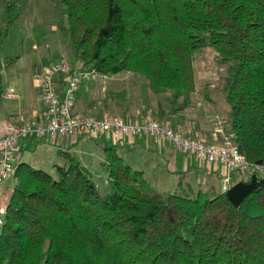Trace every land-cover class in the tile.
I'll use <instances>...</instances> for the list:
<instances>
[{
	"label": "trees",
	"instance_id": "obj_1",
	"mask_svg": "<svg viewBox=\"0 0 264 264\" xmlns=\"http://www.w3.org/2000/svg\"><path fill=\"white\" fill-rule=\"evenodd\" d=\"M53 2L74 60L104 75L144 80L156 99L153 120L170 123L181 135L178 120L197 90L196 54L213 48L217 62L227 65L216 85L229 105L226 130L254 172L245 179L234 173L225 191L211 182L205 190L188 184L181 194L157 193L145 173L120 155L127 141L97 138L105 151V192L70 148L58 150L64 163L55 165V175L18 162L3 216L0 264H264V0ZM17 6L7 4L0 39L18 18ZM3 69L0 63V103ZM127 93L106 90L88 104L91 113H76L99 117L92 111L113 107L121 114L111 116L140 120ZM200 169L215 174V168Z\"/></svg>",
	"mask_w": 264,
	"mask_h": 264
},
{
	"label": "rangeland",
	"instance_id": "obj_2",
	"mask_svg": "<svg viewBox=\"0 0 264 264\" xmlns=\"http://www.w3.org/2000/svg\"><path fill=\"white\" fill-rule=\"evenodd\" d=\"M12 1L18 2L16 10L18 18L14 21L8 35L0 39V63L4 67L2 88L6 91L13 87L17 95L8 99V102L20 100L26 108L33 96H37L39 91L37 87L41 89L36 77L38 70L62 60L73 65L76 61L63 45L56 22L59 8L53 0H0V29L5 25L6 6ZM7 60H9L8 64ZM194 65L197 73V90L193 96V106L183 113V119L178 122H182L181 127L185 132L183 134L197 138L201 136L210 143L213 141L212 118L216 115L225 118L229 111L224 95L216 90V85L226 74L227 65L217 62L216 51L213 48L197 53ZM143 81L128 73L112 76L106 83L100 79L87 80L76 94L77 97L80 96L76 108L81 112L91 113L87 108L88 104L100 98L99 96L106 90L118 92L126 89L127 103L131 112L140 115L138 118L140 120L156 119L149 113L150 109L155 107L156 99L155 97L151 99L147 83ZM89 84L94 86V93L88 92ZM99 109L100 113L107 111L115 115L121 114L113 107L108 110L101 107ZM149 140L147 136H144L140 143L125 144L119 148V153L134 169L145 173L146 179L155 192L170 191L181 194L184 191L183 188L187 189L188 184L195 190H205L211 182L220 189L222 181L217 180L216 177L210 178L208 173L198 167L197 161L192 156L179 152L168 143H165L167 152L163 153L158 142ZM79 143L77 153L74 154L90 170L98 188L102 192L107 191L108 173L103 165L105 160L103 145L90 139ZM59 149L62 148L50 142H35L31 148L25 150L24 161L33 168L55 175V165L64 163L63 158L58 154ZM71 152L73 153V150ZM191 165H194V168L187 175H178V170H185ZM262 173L264 174V169ZM5 184H8L9 188L7 196L2 200L3 206L7 205L12 194L14 177L9 178ZM1 230L2 226H0V234Z\"/></svg>",
	"mask_w": 264,
	"mask_h": 264
},
{
	"label": "built area",
	"instance_id": "obj_3",
	"mask_svg": "<svg viewBox=\"0 0 264 264\" xmlns=\"http://www.w3.org/2000/svg\"><path fill=\"white\" fill-rule=\"evenodd\" d=\"M36 77L41 87L44 114L18 123L0 118V187L14 177L21 142L32 138L60 145V140L68 136L74 139L106 138L113 142L147 136L152 141H163L192 156L199 168H220L223 191L232 186L234 173L245 179L254 172V167L234 142V135L227 132V120L218 115L212 118L213 141L207 143L192 135L178 134L170 123L151 118L114 117L106 111L99 117L77 114L76 94L81 85L87 80L100 79L106 83L111 79V76L94 68L84 69L78 62L73 65L62 60L43 66ZM15 93L11 88L5 97L12 98ZM5 213V206L0 207V226Z\"/></svg>",
	"mask_w": 264,
	"mask_h": 264
},
{
	"label": "crops",
	"instance_id": "obj_4",
	"mask_svg": "<svg viewBox=\"0 0 264 264\" xmlns=\"http://www.w3.org/2000/svg\"><path fill=\"white\" fill-rule=\"evenodd\" d=\"M90 85L91 84L87 85V88L89 87L88 92L92 91V93H94L93 92L94 86H90ZM11 88H13V87H11ZM10 89H7L6 91H4L5 89H3V97H2V101L0 103V118L18 123V122H25L28 119L38 118L44 114L45 108H44V105L42 103V94H41L40 88L37 87V89H39L37 96H35V97L33 96L32 101L29 103V105L26 108H24V105L22 104V101H20V100L17 102H8V99H10V98H6L5 96ZM14 95H17V94H14ZM78 98H80V96L77 97L76 104L78 102ZM76 106H75V111L81 112L78 110V108H76ZM92 112L97 113V112H101V111L98 108L96 110H93ZM85 140H86L85 138L74 139V138L68 136V137H65V138L60 140V143H61L60 145L54 144L52 142H50V143L57 145L64 150H67L70 148V151L73 150V153H77V147H78V144H80L79 142L85 141ZM90 140L96 142V140H93V139H90ZM101 140L107 141L106 138H102ZM39 141L41 142V141H46V140H38V139H34V138L29 139V140H23L21 143V150L16 155V162L17 163L18 162H25L24 161L25 150H28L29 148H31L32 144H34L35 142L37 143ZM123 141H127V145H133V143H140L142 141V138H140V139L139 138L138 139L137 138L124 139ZM46 142H49V141H46ZM158 143H159L160 148L163 150V153H164V151L167 152V146H166L165 142L160 141ZM151 145H153V144H151ZM150 147L154 148L153 146H150ZM212 171H214L215 174L212 177L210 175H208L210 178L217 176L216 174H219L220 176H222L221 175L222 170L220 168L214 169ZM208 173H209V171H208ZM210 173H211V171H210ZM8 188H9L8 184H5V183L3 184L2 187H0V207L3 206L2 200L7 196Z\"/></svg>",
	"mask_w": 264,
	"mask_h": 264
}]
</instances>
